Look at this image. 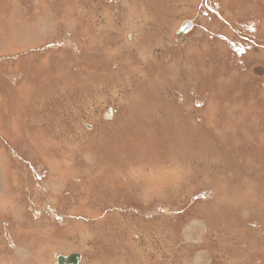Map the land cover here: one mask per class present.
<instances>
[{
	"label": "rangeland",
	"instance_id": "374dc122",
	"mask_svg": "<svg viewBox=\"0 0 264 264\" xmlns=\"http://www.w3.org/2000/svg\"><path fill=\"white\" fill-rule=\"evenodd\" d=\"M72 253L264 264V0H0V264Z\"/></svg>",
	"mask_w": 264,
	"mask_h": 264
},
{
	"label": "water",
	"instance_id": "95a60500",
	"mask_svg": "<svg viewBox=\"0 0 264 264\" xmlns=\"http://www.w3.org/2000/svg\"><path fill=\"white\" fill-rule=\"evenodd\" d=\"M191 23H186L185 25H189ZM184 29L187 30V27L184 26ZM184 32V31H182ZM81 254L79 253H72L69 255H60L57 257L55 264H79L81 261Z\"/></svg>",
	"mask_w": 264,
	"mask_h": 264
},
{
	"label": "bare ground",
	"instance_id": "6f19581e",
	"mask_svg": "<svg viewBox=\"0 0 264 264\" xmlns=\"http://www.w3.org/2000/svg\"><path fill=\"white\" fill-rule=\"evenodd\" d=\"M183 28H184V25L182 26L181 30H182ZM181 30H180V31H181ZM178 33L180 34V32H178Z\"/></svg>",
	"mask_w": 264,
	"mask_h": 264
}]
</instances>
